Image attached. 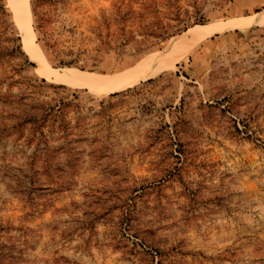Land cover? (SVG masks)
Wrapping results in <instances>:
<instances>
[{"label": "rangeland", "instance_id": "374dc122", "mask_svg": "<svg viewBox=\"0 0 264 264\" xmlns=\"http://www.w3.org/2000/svg\"><path fill=\"white\" fill-rule=\"evenodd\" d=\"M0 3V264H264V24L107 93L45 75ZM261 12L29 0L24 20L53 69L110 76L197 25Z\"/></svg>", "mask_w": 264, "mask_h": 264}, {"label": "bare ground", "instance_id": "6f19581e", "mask_svg": "<svg viewBox=\"0 0 264 264\" xmlns=\"http://www.w3.org/2000/svg\"><path fill=\"white\" fill-rule=\"evenodd\" d=\"M9 1L14 9L15 16L19 20V24L26 30L24 34L27 39L28 47L32 53L37 55L40 67L45 75L48 77H55L62 82L79 84L92 89L106 91L107 93L109 91H116L131 86L140 80L147 79L154 74L173 66L192 49L194 43L198 40L224 31L229 27L264 24V12H261L256 15L235 17L228 21H215L209 24L197 25L174 43L172 42L173 46L168 50L169 52L167 51L165 56L159 57V55H153L126 71L110 76H99L80 73L69 68L61 71L53 69L48 61L40 54L33 41L28 22H25L24 20V18L29 17V0Z\"/></svg>", "mask_w": 264, "mask_h": 264}, {"label": "trees", "instance_id": "16d2710c", "mask_svg": "<svg viewBox=\"0 0 264 264\" xmlns=\"http://www.w3.org/2000/svg\"><path fill=\"white\" fill-rule=\"evenodd\" d=\"M3 7V4L2 3H0V8H2Z\"/></svg>", "mask_w": 264, "mask_h": 264}]
</instances>
